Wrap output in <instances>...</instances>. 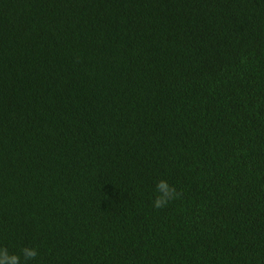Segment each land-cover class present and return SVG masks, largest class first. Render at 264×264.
<instances>
[{
    "label": "trees",
    "instance_id": "trees-1",
    "mask_svg": "<svg viewBox=\"0 0 264 264\" xmlns=\"http://www.w3.org/2000/svg\"><path fill=\"white\" fill-rule=\"evenodd\" d=\"M0 246L264 264V0H0Z\"/></svg>",
    "mask_w": 264,
    "mask_h": 264
},
{
    "label": "clouds",
    "instance_id": "clouds-1",
    "mask_svg": "<svg viewBox=\"0 0 264 264\" xmlns=\"http://www.w3.org/2000/svg\"><path fill=\"white\" fill-rule=\"evenodd\" d=\"M156 195L153 199V206L157 209L166 207L171 201L182 198V191H177L174 185H170L166 180H159L156 183ZM39 255L34 247L25 246L19 254L10 253L6 246H0V264H24L34 260Z\"/></svg>",
    "mask_w": 264,
    "mask_h": 264
}]
</instances>
